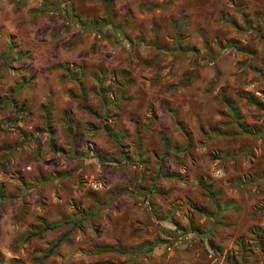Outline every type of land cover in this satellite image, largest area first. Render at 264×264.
Here are the masks:
<instances>
[{"label":"rangeland","instance_id":"rangeland-1","mask_svg":"<svg viewBox=\"0 0 264 264\" xmlns=\"http://www.w3.org/2000/svg\"><path fill=\"white\" fill-rule=\"evenodd\" d=\"M0 264H264V0H0Z\"/></svg>","mask_w":264,"mask_h":264},{"label":"crops","instance_id":"crops-1","mask_svg":"<svg viewBox=\"0 0 264 264\" xmlns=\"http://www.w3.org/2000/svg\"><path fill=\"white\" fill-rule=\"evenodd\" d=\"M6 3V2H5ZM8 6V5H7ZM11 6V5H10ZM10 6H8L9 7V10H10V14L11 13H13V12H17L18 10L17 9H15L13 6L12 7H10ZM14 10V11H13ZM20 10L21 11H27L28 10V7H26V6H22L21 8H20ZM12 15V14H11ZM18 18H19V15H18ZM17 17H9L8 18V20L9 21H11V22H13V20L15 21L16 19H18ZM29 19L31 20V17H29ZM18 21V20H17ZM17 21H15L14 23H16ZM26 108V107H25ZM41 110H42V107H41ZM26 111V110H25ZM23 112H24V110H23ZM23 114H26L25 112L23 113ZM16 124H17V126L18 125H20V126H22L25 130H27V128L29 129L30 128V126H31V124L29 125L28 124V120H27V117H25L24 118V120H23V118H22V120H16V122H15Z\"/></svg>","mask_w":264,"mask_h":264},{"label":"trees","instance_id":"trees-1","mask_svg":"<svg viewBox=\"0 0 264 264\" xmlns=\"http://www.w3.org/2000/svg\"><path fill=\"white\" fill-rule=\"evenodd\" d=\"M20 5H21V3H19V4H18V3H15L14 7H15V8H18ZM40 13H41L40 11H35V12H33V14H40ZM75 81H76V80L74 79V82H75ZM75 83H77V81H76ZM77 86H78V85H77ZM78 87H79V86H78ZM79 89L82 90V87H81V88L79 87Z\"/></svg>","mask_w":264,"mask_h":264}]
</instances>
